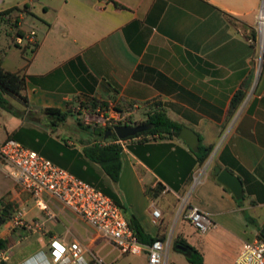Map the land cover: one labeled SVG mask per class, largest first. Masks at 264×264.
<instances>
[{
    "label": "crops",
    "instance_id": "1",
    "mask_svg": "<svg viewBox=\"0 0 264 264\" xmlns=\"http://www.w3.org/2000/svg\"><path fill=\"white\" fill-rule=\"evenodd\" d=\"M115 1L124 7L113 0H0V10L28 4L27 11H19V23L22 27L26 15H31L32 40L39 41L27 54L28 62L17 67L24 65V94L31 107L16 114L0 112V142L18 130L17 140L25 145L97 188H111L126 206L125 216L133 213L147 233L162 235L170 240L169 246L183 236L202 252L203 263L205 250H210L214 256L229 255L230 264L241 242L258 236L259 228L248 224L244 208L264 207V43L257 53L254 42L263 0ZM242 84L246 94L228 118L230 99ZM92 97L107 100L108 108L120 99L133 101L136 108L161 101L171 117L198 133L199 143L213 144L212 152L197 165L182 138L129 141L122 150L119 179L113 182L100 164L83 154L90 135L58 138L62 129L40 110L45 106L75 110ZM56 130L57 138L51 134ZM215 164L241 178L246 195L241 203L217 180ZM203 167L189 203L206 211L215 225L199 232L196 245L184 231L185 224L193 225L174 213L193 172ZM12 170L0 158V198L7 196L24 218L40 222L35 230L19 228V234L38 240L46 237L49 242L52 238L68 241L70 233L71 241L86 247V259L93 251L104 261L109 258L107 263L117 264L122 255L133 254L151 264L144 249L121 253L106 236L44 191L42 197L54 213L48 218ZM158 182L164 187L152 197L146 187ZM153 204L161 211L159 221L153 220ZM13 230L7 224L0 236L14 241L18 232ZM26 256L21 253L9 260L17 259L16 264Z\"/></svg>",
    "mask_w": 264,
    "mask_h": 264
},
{
    "label": "built area",
    "instance_id": "2",
    "mask_svg": "<svg viewBox=\"0 0 264 264\" xmlns=\"http://www.w3.org/2000/svg\"><path fill=\"white\" fill-rule=\"evenodd\" d=\"M263 5V3H262ZM262 6L256 18V39L261 46L264 40V24L261 20ZM34 30H31L32 40ZM16 41L22 43L24 37L16 36ZM79 118L93 124L111 126L120 124L123 113L113 106L105 109L91 108L82 105L75 109ZM144 138H154L151 134H138L130 137L117 138L123 148L126 142ZM0 158L12 166V173L17 182L34 198L38 207L44 210L48 218L54 213L42 197L44 191L59 199L75 214L106 236L121 253H139L144 249L151 264H167V251L170 240L156 238L151 243H142L138 240L134 229L130 226L127 217L120 205L110 195L103 192L88 181L80 178L66 168L53 162L37 150L24 145L21 141L7 137L0 142ZM205 168H198L192 174L191 184L185 196L181 197L179 213L183 215L200 233L206 232L215 223L208 213L195 204L189 203V196L194 185L204 174ZM152 215L154 221H159L160 209L153 204ZM10 230L25 228L35 230L40 228L38 220H27L23 212L17 209L8 220ZM28 237V233L18 234L13 242L0 249V264L7 262L16 243ZM86 247L77 240L70 242L60 238L49 241V250L39 249L22 258L16 264H110L96 252L90 251V258L86 259ZM230 264H264V239L255 236L250 240H243L240 248Z\"/></svg>",
    "mask_w": 264,
    "mask_h": 264
},
{
    "label": "trees",
    "instance_id": "3",
    "mask_svg": "<svg viewBox=\"0 0 264 264\" xmlns=\"http://www.w3.org/2000/svg\"><path fill=\"white\" fill-rule=\"evenodd\" d=\"M114 4L118 7H124V5L118 1L113 0ZM28 4H23L22 6H14L11 8L0 10V19H5L10 22L11 25L15 26V33L13 36V41L16 45H20L16 41V36L21 35L26 38L29 35L23 27H21L19 21V11H27ZM253 38L255 36V31L252 29ZM27 39V38H26ZM39 41L37 39L29 40L27 39V43L23 48V51L26 48L29 51H34L38 45ZM25 63L28 62L29 58L27 56L24 57ZM24 65L16 70H10L5 67L0 62V108L12 111L14 113H19L24 110L14 109L11 105L8 96H16L20 98L25 105H27V98L24 94V89L26 86V76L22 71ZM246 94V86L243 84L235 90L233 93L228 110L227 117H231L239 104L243 100ZM85 102H82L80 106L84 105ZM89 105L91 108L99 107L101 109L108 108V101L105 99H99L97 97H92L85 105ZM112 106L120 111L121 113H128L127 120L120 121V123H142V122H150V126L144 130L138 131L133 135L138 134H151L154 138H169L176 139L180 138L179 133L181 127L183 125V121L177 120L171 117L168 113V108L162 104L161 101H154L152 105L147 108L145 111L146 117L144 119H132L131 118V110L134 107V102L127 99H120L113 102ZM42 113L50 117V123H54L58 125L61 121H64L69 114L75 113V110H72L68 107L66 110H62L59 107L55 106H45L40 109ZM76 122L81 128L92 127L94 131V136L87 140H85L83 145V154L84 156L98 164L102 167L104 172L109 176V178L113 182H117L120 176L121 168H122V150L123 146L115 141L117 138L116 134H110L105 136V131L111 125H100V124H91L76 117ZM132 135L126 136L130 137ZM7 137H12L15 139H19L18 130H13L10 132ZM125 137V138H126ZM148 140V138L139 139L138 141ZM84 141V140H82ZM213 148V144H203L199 143L196 149L189 147V150L194 154V163L197 165L203 164L208 158L211 150ZM191 177L188 178L187 181H190ZM164 186L161 183H157L155 186H147V192L152 196L156 197L161 189ZM103 192L109 194L112 199L122 207L124 213L127 212L126 206L120 201L118 196L112 191L111 188L102 187ZM246 197L245 193L241 197H237L239 203ZM17 210V204L13 200L7 198V196H3L0 198V226L8 221L13 213ZM128 213V212H127ZM128 215V214H126ZM247 219L249 216L245 213ZM128 222L130 226L134 229L137 238L142 243H151L156 238H163L162 235H151L147 233L137 217L130 212L128 215ZM18 232L19 228H14L13 232ZM258 236L264 239V223L262 225V229H259ZM175 242H180L185 244L188 248V252L186 255L188 256L189 261L192 264H203V254L202 252L196 248L194 245L190 244L187 239L183 236H177L174 240ZM11 242H13L12 238H6L0 236V249L6 247ZM178 249V248H177ZM180 250V249H179ZM3 264H7L4 262Z\"/></svg>",
    "mask_w": 264,
    "mask_h": 264
},
{
    "label": "rangeland",
    "instance_id": "4",
    "mask_svg": "<svg viewBox=\"0 0 264 264\" xmlns=\"http://www.w3.org/2000/svg\"><path fill=\"white\" fill-rule=\"evenodd\" d=\"M31 21H32L31 15H26L24 23L22 24V27L25 29V31L28 34L30 33V30L32 29ZM14 33H15V26L11 25L10 22L5 19H0V62L3 65V67L10 69V70L17 69L18 65L24 61V57L27 56V54L29 53L28 48H26L25 51L21 49L27 43V39L24 38V41L20 45H16L13 41ZM254 42L256 44L255 46L256 52L258 53L259 50L261 49V44L259 40L257 39ZM260 59L261 58L258 56L257 63H256L257 67H259ZM8 98L14 109L24 110L28 106V105H25L23 101L21 102L20 99L16 98V96L10 95L8 96ZM30 107L31 106H28V108ZM146 110H147L146 107L145 108L133 107L132 110L130 111L131 118L132 119H144L146 117V113H145ZM1 111L4 112L3 108H0V112ZM75 114L76 113L69 114L64 121H61L58 124L59 128L62 129V131L59 132L60 135L58 136V138L66 136V134L73 135V136L79 135V134L86 135V136L90 135L91 138L94 136V131L92 127L81 128L78 125V123L76 122ZM127 114H128L127 112L123 113V118L121 119V121L127 120L126 119ZM45 116L48 119H50V117H48L47 115ZM1 118L2 117L0 114V120ZM90 123L93 124V122H90ZM50 127H52V125H50ZM56 133H57V130L55 132H52L51 134L55 138H57ZM3 134L5 135L4 130H3ZM128 144L129 142H126V145ZM7 166L11 168V165L9 164H7ZM185 193L186 192L180 194L181 197L182 196L184 197ZM162 203H163L162 200L159 201V204H162ZM180 207H181V198H179L178 200V205L174 213L175 215L176 214L179 215ZM243 212L249 216L248 224H250V226L252 225L255 228L262 229V225L264 223V207L262 208L245 207ZM180 215L183 216L181 213ZM7 224H8V221L4 222L0 226V229L4 228ZM175 225L176 223H174V226ZM184 231L192 243L194 242L196 243L197 240L200 239L199 231L195 229L194 226H191L189 223L185 224ZM67 235H68L67 240L68 242H70L72 235L70 233ZM246 240H250V239L246 238ZM234 244L235 242L231 240L230 245L233 247ZM198 245L199 247L201 246V244H198ZM39 248H42L43 250H46V251L49 250V242L46 240V237L42 238L41 240H38L37 237L25 238L14 245L10 258L12 259L14 256L21 254V253H25V255H29L30 253H32L33 251ZM204 249H206V247H204ZM187 252H188V248L179 250L174 246H169L168 251H167V264H192L189 261L188 256L186 255ZM112 255L113 254H111V256ZM228 259H229V255H227L226 253L214 256L210 250L209 251L205 250V259H204L203 264H227ZM108 260L109 258H105V262ZM15 261H17V259L13 261L8 260L7 264H13ZM114 263H117V264H145L143 256H136L133 254L122 255V257H120Z\"/></svg>",
    "mask_w": 264,
    "mask_h": 264
},
{
    "label": "water",
    "instance_id": "5",
    "mask_svg": "<svg viewBox=\"0 0 264 264\" xmlns=\"http://www.w3.org/2000/svg\"><path fill=\"white\" fill-rule=\"evenodd\" d=\"M150 126V122L142 123H120L110 126L105 131V136L116 134L117 137L124 138L133 135L138 131L144 130ZM182 138L191 148L196 149L199 143L198 133L190 126L183 124L179 133ZM216 178L226 187H228L235 197H241L244 193L241 178L227 167H222L219 164L214 165ZM174 247L185 249L187 246L180 242L174 243Z\"/></svg>",
    "mask_w": 264,
    "mask_h": 264
},
{
    "label": "bare ground",
    "instance_id": "6",
    "mask_svg": "<svg viewBox=\"0 0 264 264\" xmlns=\"http://www.w3.org/2000/svg\"><path fill=\"white\" fill-rule=\"evenodd\" d=\"M260 17H261V20H262V24H264V0H263L262 11H261V16ZM263 43H264V40H263Z\"/></svg>",
    "mask_w": 264,
    "mask_h": 264
},
{
    "label": "flooded vegetation",
    "instance_id": "7",
    "mask_svg": "<svg viewBox=\"0 0 264 264\" xmlns=\"http://www.w3.org/2000/svg\"><path fill=\"white\" fill-rule=\"evenodd\" d=\"M175 243H178V242H175Z\"/></svg>",
    "mask_w": 264,
    "mask_h": 264
}]
</instances>
